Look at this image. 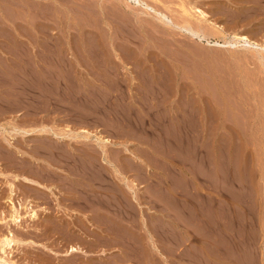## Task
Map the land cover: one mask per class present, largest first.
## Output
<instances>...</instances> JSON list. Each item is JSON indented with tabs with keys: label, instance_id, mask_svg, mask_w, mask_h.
<instances>
[{
	"label": "rangeland",
	"instance_id": "374dc122",
	"mask_svg": "<svg viewBox=\"0 0 264 264\" xmlns=\"http://www.w3.org/2000/svg\"><path fill=\"white\" fill-rule=\"evenodd\" d=\"M144 1L174 20L182 5L203 8L206 36L157 33L155 14L128 0H0V142L15 137L1 168L53 189L16 182V200L30 199L40 218L12 226V263L264 264V130L248 125L264 113V67L259 49L215 44L264 39V0ZM126 24L137 34L127 42L114 32ZM37 126L111 141L107 151L94 137L20 133ZM71 244L88 254L64 255Z\"/></svg>",
	"mask_w": 264,
	"mask_h": 264
},
{
	"label": "bare ground",
	"instance_id": "6f19581e",
	"mask_svg": "<svg viewBox=\"0 0 264 264\" xmlns=\"http://www.w3.org/2000/svg\"><path fill=\"white\" fill-rule=\"evenodd\" d=\"M8 1V0H7ZM16 1V0H15ZM128 1H133V2H135V3H139V4H142V5H144L147 9H149V11L151 12H153L154 14H155V16H156V19H157V22L155 23L154 21H149L150 22V24H149V22L147 23V24H149L151 27H153V29L158 33V32H160L162 35H164V34H167L168 36H172V38H175L174 36H175V34H177V33H179V34H183V35H185L186 37H188V38H194V37H199V38H203V37H205L206 36V33L205 34H202V30H201V23L203 22V21H211V20H209V13H207L205 10H203V8H200V7H198V6H191L190 7V9H188L186 6H184V5H182V11H181V13H180V15L178 16V20H174V19H172L171 17H169L168 15H167V13H164V12H162V11H160L159 9L157 10V9H155V7H152L151 5H149L148 3H146L144 0H128ZM73 3V2H72ZM102 3V2H101ZM187 3V2H186ZM3 4V3H2ZM16 4V3H15ZM22 4V3H21ZM217 4V3H216ZM244 4V3H243ZM247 4V3H246ZM187 5V4H186ZM196 5V4H195ZM220 5V4H219ZM21 6V5H20ZM107 7V6H106ZM118 7V6H117ZM219 7V6H218ZM104 8V7H103ZM21 9V8H20ZM174 9V8H173ZM88 10V9H87ZM232 10V9H231ZM70 11V10H69ZM105 11V10H104ZM180 11V10H179ZM6 12V11H5ZM16 12V11H15ZM24 12V11H23ZM216 12H218V11H216ZM50 14V13H49ZM114 14V13H113ZM108 15V14H107ZM257 15V14H256ZM112 16V15H111ZM224 16V15H223ZM5 17V16H4ZM107 17V16H106ZM109 17V16H108ZM100 18V17H99ZM126 18V17H125ZM2 19V18H1ZM86 20V19H85ZM149 20V19H148ZM148 20H146V21H148ZM94 21V20H93ZM81 22V21H80ZM100 22V21H99ZM2 23V22H1ZM112 23H113V21H112ZM116 23V22H115ZM215 27H217V28H221V26L219 25V24H217L216 22H211ZM232 24V23H231ZM115 25V26H114ZM119 25H121V23L119 24ZM122 25H124V24H122ZM121 25V26H122ZM111 26V25H110ZM113 26L114 27H116V24H114L113 23ZM113 26H111V27H113ZM128 25L126 24V26L125 27H121L120 28V26H119V28L121 29H117L116 28V30H115V28H114V32H116L117 30L119 31H121V32H116V34L117 33H119V37H122L121 39H123V41L124 40H126V42H127V40L129 41L130 40V37H132V35L136 32H131L132 30H130L129 28L127 29L126 27H127ZM252 26V25H251ZM131 27V26H130ZM143 27H145V26H143ZM262 27V26H261ZM104 28V27H103ZM173 28H177V29H179V31L178 32H175V31H173L174 29ZM112 29V28H111ZM131 29H132V27H131ZM134 29V28H133ZM231 29V28H230ZM209 30H210V28H209ZM261 30V29H260ZM103 30H101V32H102ZM104 32V31H103ZM107 31L105 30V32L104 33H106ZM111 32H113V29H112V31ZM238 32V31H237ZM103 33V34H104ZM108 33V32H107ZM136 34V33H135ZM208 34V33H207ZM106 35V34H105ZM137 35V34H136ZM230 35H232L233 36V34H230ZM260 35V34H259ZM223 36V35H222ZM231 36V37H232ZM114 37V36H113ZM133 37H136V36H133ZM132 37V38H133ZM107 38V37H106ZM100 39V38H99ZM113 40H114V38H112ZM113 40L111 41V42H113ZM134 40H135V38H134ZM180 40V39H179ZM131 41V40H130ZM115 42V41H114ZM160 43V42H159ZM215 44L216 45H220V46H225V45H230L231 46V44L232 45H237V44H239V45H243V46H249V49H259V51H260V55H259V59H260V61H261V64L263 65V67H264V39H262V40H255V39H253V38H250V37H248L247 35H245V33L244 34H238V33H234V36H233V40H228V41H225L223 44H221V43H219V41H216L215 42ZM104 45V44H103ZM109 45V44H108ZM117 45V44H116ZM121 46V45H120ZM193 47V46H192ZM221 48V47H220ZM177 49V48H176ZM178 49H180V48H178ZM193 50V49H192ZM202 50V49H201ZM74 51V50H73ZM125 51H127V50H125ZM176 51V50H175ZM175 51H173V52H175ZM215 51V50H214ZM258 51V52H259ZM164 53H165V55L166 56H169V54H168V52L170 53L171 51H163ZM183 52V51H182ZM197 52V51H196ZM196 52L194 53V54H196ZM199 52V51H198ZM222 52V51H221ZM128 53V52H127ZM176 53V52H175ZM174 53V54H175ZM178 53V54H177ZM177 53L175 54V55H179L180 54V52L179 51H177ZM256 53H257V51H256ZM96 54V53H95ZM172 54V53H171ZM191 54V53H190ZM200 54V53H199ZM126 55V54H125ZM175 55H174V58H175ZM192 55V54H191ZM196 55H198V53L196 54ZM103 56V55H102ZM200 56H203V55H201L200 54ZM214 55L212 54V57H213ZM217 56V55H216ZM177 57V56H176ZM185 56H182V59L184 58ZM199 57V56H198ZM210 57V56H209ZM96 58V57H95ZM169 58V57H168ZM180 58H181V56H180ZM179 58V59H180ZM186 58V57H185ZM203 58H204V56H203ZM206 58V57H205ZM211 58V57H210ZM215 58H217V59H219L218 57H215ZM215 58H212V59H215ZM223 57H221V59H222ZM90 59V58H89ZM175 59H178V58H175ZM187 59V58H186ZM185 61V60H184ZM209 61V60H208ZM225 61V60H224ZM259 61V60H258ZM222 63V62H221ZM199 64V63H198ZM211 64H213V63H211ZM207 65V64H206ZM225 69V68H224ZM190 70V69H189ZM196 70V69H195ZM213 70V69H212ZM226 70V69H225ZM253 70V69H252ZM94 71V70H93ZM198 72V71H197ZM192 73V72H191ZM195 73V72H194ZM201 73V72H200ZM253 73V72H252ZM202 75V74H201ZM212 75H213V73H212ZM228 75V74H227ZM232 75V74H231ZM262 75V74H261ZM205 76V75H204ZM208 79V78H207ZM187 81V80H186ZM211 82V81H210ZM159 83V82H158ZM187 83V82H186ZM251 85V84H250ZM261 85V84H260ZM210 86V85H209ZM219 87H222L223 88V86H221V85H218ZM225 86H227V85H225ZM241 86V85H240ZM236 87V86H235ZM239 87V86H238ZM252 87V86H251ZM250 87V88H251ZM213 88V87H212ZM227 88V87H226ZM246 88H247V86H246ZM255 88V87H254ZM264 88V87H263ZM221 89V88H220ZM230 89V88H229ZM202 90V89H201ZM223 90V92H224V89H222ZM227 91V90H226ZM238 91V90H237ZM200 92L201 91H199V94H200ZM216 93H218L217 92V90L215 91ZM253 92V91H252ZM238 93H240L239 91H238ZM206 95V94H205ZM215 95V94H214ZM219 95V94H218ZM217 95V96H218ZM226 95V94H225ZM240 95V94H239ZM201 96H202V94H201ZM200 96V97H201ZM216 96V95H215ZM234 96V95H233ZM237 96V95H236ZM206 97V96H205ZM204 97V98H205ZM228 97V96H227ZM238 97V96H237ZM241 97V96H240ZM240 97H238L239 98V100L240 99H242L243 100V98H240ZM243 97V96H242ZM218 98V97H217ZM216 98V99H217ZM220 98V97H219ZM223 98V97H222ZM237 99V98H236ZM213 100V99H212ZM226 100H227V98H226ZM238 100V101H239ZM245 100V99H244ZM34 101V100H33ZM202 101V100H201ZM259 101V100H258ZM6 102V101H5ZM26 102V101H25ZM222 102V101H221ZM221 102H217V103H219V105L218 106H220V104H222L223 103V107H221L222 109H220L221 110V112L224 114V115H226L227 114V110H229V109H227V106L225 105V102L223 101L222 103ZM227 102V101H226ZM236 102V101H235ZM235 102L233 101L232 103H234V106H235V108H236V104L238 103H236L235 104ZM240 102V101H239ZM245 102H246V100H245ZM249 103H250V101H249ZM258 103V102H257ZM207 104V103H206ZM213 104V103H212ZM239 104V103H238ZM240 104H241V102H240ZM228 105V104H227ZM261 105V104H260ZM222 106V105H221ZM259 106V105H258ZM31 107V106H30ZM190 107V106H189ZM240 107V106H239ZM240 109V110H239ZM239 109H237V110H239L238 112H240V111H242L241 109V107L239 108ZM11 110V109H10ZM206 110V109H205ZM207 110H209V109H207ZM215 111V110H214ZM205 112V111H204ZM234 112V111H233ZM252 112H253V110H252ZM215 113V112H214ZM221 113V114H222ZM229 113V112H228ZM243 113V112H242ZM220 114V115H221ZM236 114V113H235ZM256 114V113H255ZM255 114H254V116H255ZM222 116V118L223 117H225L224 118V121H223V123H224V127H228V125L226 124V121L228 120V118H226V116ZM230 115V114H229ZM227 116H228V114H227ZM253 116V117H254ZM231 117V116H230ZM229 117V118H230ZM234 121H235V124H234V128L236 129V127L238 128V131H240V130H242V126H241V123H240V119L238 120L237 119V117H238V115L236 114V115H234ZM240 117V116H239ZM249 117V116H248ZM232 118V117H231ZM241 118V117H240ZM244 118V117H243ZM233 119V118H232ZM253 119V120H252ZM252 119H250L249 120V126H254V125H256L257 127V129L258 130H260V131H263L264 130V113H262V114H256V117H255V119L254 118H252ZM255 120V121H254ZM190 121H192V120H190ZM229 121V120H228ZM230 121H231V119H230ZM241 121H243V120H241ZM232 122V121H231ZM247 123V122H246ZM40 124V123H39ZM242 124H243V122H242ZM247 125V124H246ZM248 125H247V127H248ZM55 127H56V125H55ZM66 127V126H65ZM246 127V126H245ZM247 127H246V129H247ZM73 128V127H72ZM244 128V127H243ZM5 129V128H4ZM223 129V128H222ZM228 129V128H227ZM6 130V129H5ZM62 130H64V131H62ZM61 130V132H58L56 129H54V128H52V127H50V126H37V127H34V128H31V129H21L20 130V133H22V134H24V135H30V134H32V133H34V132H40L41 133V135H43V134H52V135H54V137H57L58 139H64L65 137H70V138H72V139H74V138H83V140H84V138L85 139H87V138H90V137H94L95 138V140L97 141V144H99V146H100V148L103 150L105 147H106V145H108V143H110V139L109 138H107V137H104V136H102L101 134H97V133H93V132H91V131H89L88 129H86V128H82L81 130L79 129V131H76L75 129V131L74 130H72L71 128L69 129V128H66V129H62ZM237 131V132H238ZM244 131V130H243ZM188 132H190V131H188ZM3 133V132H2ZM13 133V132H12ZM191 133V132H190ZM240 133V132H239ZM3 134H5V133H3ZM50 134V135H51ZM192 134H193V132H192ZM219 134V133H218ZM248 134V133H247ZM254 135H255V133H253ZM257 134H259L260 136H262V134H260L259 132L257 133ZM40 135V134H39ZM187 136L188 137H190V134L189 133H187ZM192 136V135H191ZM56 138V139H57ZM93 138V139H94ZM192 138V137H191ZM252 138V137H251ZM250 138V139H251ZM4 139L5 140H7V144H4V143H2V142H0V153H2V154H4V155H9L10 154V146H12V149L14 148V139H15V137L14 136H10V137H8V136H5L4 135ZM243 139V138H242ZM76 140V139H75ZM87 140H89V139H87ZM187 140V139H186ZM190 140V139H189ZM51 141V140H50ZM73 141V140H72ZM218 141V140H217ZM250 142H251V140H249ZM6 142V141H5ZM31 142V141H30ZM42 142V141H41ZM248 142V141H247ZM43 144H47L48 143V141L46 142V140H44L43 139V142H42ZM51 143V142H50ZM50 143L48 144V145H50ZM60 143V142H59ZM190 143V142H189ZM188 143V144H189ZM252 143V142H251ZM52 144H54V143H52ZM94 144V143H93ZM81 145V144H80ZM88 145V144H87ZM247 145H249V144H247ZM51 146V145H50ZM54 146V145H53ZM61 146V145H60ZM251 146V145H250ZM256 146V145H255ZM57 148V146L55 145V148H53V149H56ZM77 148V147H76ZM86 148H88V147H86ZM16 149V151H17V149L18 148H15ZM38 149V148H37ZM58 149H60V148H58ZM68 149V148H67ZM89 149V148H88ZM254 149V148H253ZM34 150V149H33ZM51 150V149H50ZM78 150V149H77ZM98 150V149H97ZM104 150H107L108 151V149H104ZM255 150V149H254ZM19 151H21L20 149L18 150V152ZM38 151V150H37ZM53 151V150H52ZM62 151V150H61ZM106 151V152H107ZM65 153H68V150L66 151H64ZM106 152H103L104 154L106 153ZM246 152V151H245ZM38 153V152H37ZM97 153V152H96ZM11 154H13V153H11ZM61 154V153H60ZM95 154V153H94ZM107 154V153H106ZM15 155V154H14ZM40 155V154H39ZM64 155V154H63ZM67 155V154H66ZM73 155V154H72ZM71 155V156H72ZM86 155V154H85ZM1 156H3V155H1ZM74 156V155H73ZM52 157V156H51ZM68 157V156H67ZM83 157V156H82ZM59 158V157H58ZM7 159L8 160H6L7 162H8V166H9V163H11L12 161H15V159H17V157L15 156H13V155H10V158H9V156L7 157ZM68 159V158H67ZM82 159V158H81ZM47 160H50V159H47ZM65 160V159H64ZM75 160H77L76 158H75ZM79 160V159H78ZM84 161V160H83ZM202 161V160H201ZM22 162V161H21ZM51 163L53 162L52 160L50 161ZM57 162H59V160H57ZM76 162H78V161H76ZM86 162H88V161H86ZM94 162V161H93ZM6 163V162H5ZM36 163V162H35ZM55 163V162H54ZM80 163V162H79ZM13 164V163H12ZM22 164V163H21ZM56 164V163H55ZM78 164V163H77ZM48 165V164H47ZM83 165V164H82ZM1 164H0V174H2V175H4L5 176V179H4V183L5 184H7V187H8V190H7V195H6V197H5V202H7L8 203V210L6 211V210H0V224H4V225H6V227H7V231L6 232H4L3 233V235L0 237V262H2L3 264H15L14 262L12 263L10 260H8V258H6V255H7V253H8V249H13L14 248V246L15 245H18V244H20L21 243V240H20V238L19 237H16V235H15V233H14V231H13V229H12V226L13 225H17L18 227L19 226H22V221H23V219H25V218H29L31 221H33V220H38L39 218H40V214L38 213V211H37V209L36 208H34L33 207V203L31 202V200L30 199H28V200H26V201H21V200H19V201H17L16 200V197H17V185H16V182L17 181H19V180H21V179H24V181L26 180L27 181V183L28 182H35V183H37V185L39 186H41L42 188L43 187H46V188H48L49 190H53L52 188H50L49 186H46V185H44V184H42V183H40L39 181H37L36 179H34V178H31V177H28V176H26V175H23L22 174V176L21 175H19V174H14V176H13V179L12 180H9L8 178V174H6L4 171H3V169L1 168ZM17 166V165H16ZM56 166H58V165H56ZM12 168V167H11ZM55 168V167H54ZM89 168V167H88ZM34 169V168H33ZM95 169V168H94ZM38 171V170H37ZM47 171H49L48 169H47ZM84 171V170H83ZM101 171V170H100ZM50 172V171H49ZM55 172V171H54ZM59 172V171H58ZM88 172V171H87ZM255 172V171H254ZM39 173V172H38ZM38 173H36V174H38ZM69 173V172H68ZM92 173V172H91ZM30 174V173H29ZM57 174V173H56ZM85 174V173H84ZM101 172L98 174V175H100L101 176ZM51 175V174H50ZM103 175V174H102ZM54 176V175H53ZM85 176V175H84ZM225 176V175H224ZM228 176V175H227ZM52 177V176H51ZM63 177V176H62ZM230 177V176H229ZM7 178V179H6ZM12 178V177H11ZM99 178V177H98ZM226 180V179H225ZM231 180H233V179H231ZM243 180H245V179H243ZM243 180H241L240 179V181L239 182H241V183H243L244 181ZM3 181V180H2ZM230 181V180H229ZM50 182V181H49ZM233 182V181H232ZM235 182V181H234ZM238 182V181H237ZM24 183V182H23ZM229 183V182H228ZM26 184V183H25ZM235 184V183H234ZM245 185H246V182L244 183ZM244 184H241V185H244ZM32 185V184H31ZM64 185V184H63ZM72 185V184H71ZM230 185V184H229ZM231 186V185H230ZM246 186H248V185H246ZM34 187V186H33ZM241 188H242V186H241ZM81 189V188H80ZM1 190V189H0ZM40 190V189H39ZM104 193V192H103ZM251 193V192H250ZM86 195V194H85ZM98 198V197H97ZM66 199V198H65ZM99 203V202H98ZM245 203V202H244ZM6 204V203H5ZM244 206H245V204H244ZM119 207V206H118ZM26 209V211H25V213L23 214V209ZM87 210V209H86ZM88 214V213H87ZM50 217V216H49ZM67 221V220H66ZM61 222V221H60ZM56 225V224H55ZM57 227V226H56ZM64 232H66V231H64ZM60 233V232H59ZM62 233V232H61ZM77 235V234H76ZM67 236V235H66ZM67 237H69V236H67ZM66 237V238H67ZM70 237H71V235H70ZM69 239V238H68ZM77 240V239H76ZM66 243V242H65ZM53 253L54 254H58L59 252H57V251H55V250H53ZM78 254V253H81V254H88L80 245H78V244H71V245H69V247L67 248V251L65 252V253H63L64 255H66V254Z\"/></svg>",
	"mask_w": 264,
	"mask_h": 264
}]
</instances>
